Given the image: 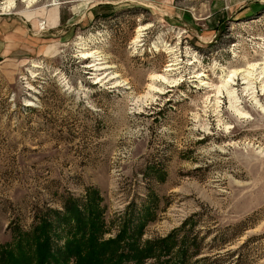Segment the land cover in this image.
<instances>
[{"label":"rangeland","instance_id":"rangeland-1","mask_svg":"<svg viewBox=\"0 0 264 264\" xmlns=\"http://www.w3.org/2000/svg\"><path fill=\"white\" fill-rule=\"evenodd\" d=\"M11 1L0 0V245L74 202L103 238L175 242L142 264H264V114L239 75L248 117L225 93L214 103L223 74L264 62V0ZM82 50L110 67L102 82ZM157 74L178 80L150 98ZM74 232L60 224L53 247Z\"/></svg>","mask_w":264,"mask_h":264},{"label":"trees","instance_id":"trees-1","mask_svg":"<svg viewBox=\"0 0 264 264\" xmlns=\"http://www.w3.org/2000/svg\"><path fill=\"white\" fill-rule=\"evenodd\" d=\"M62 206L61 213L46 210L47 216L29 231L16 230L10 242L0 245V264H142L144 258L158 257L176 246L175 242L165 244L169 237L139 243V233L125 231L103 238L97 214L84 218L74 202ZM51 213H55L54 219L48 217ZM70 221L75 232L61 247L54 248L52 233L60 224L68 226Z\"/></svg>","mask_w":264,"mask_h":264},{"label":"bare ground","instance_id":"bare-ground-1","mask_svg":"<svg viewBox=\"0 0 264 264\" xmlns=\"http://www.w3.org/2000/svg\"><path fill=\"white\" fill-rule=\"evenodd\" d=\"M34 0H25L24 2L27 4L26 9L30 8L32 6ZM8 4V8L11 7L13 5V2L11 0H6V3ZM25 4V5H26ZM7 8V7H4ZM3 8V9H4ZM51 17L54 18V12H52ZM142 30H145L144 28H140L136 31V36L134 37L132 43L134 44V46H136V44L140 41L139 38H141V34L140 32ZM155 49L156 46L154 45ZM170 48H165V51L171 52L172 50L169 51ZM99 56L97 55V52L93 51H80V58L82 59H90L93 58L91 64L89 67H92V71L95 72V83H100L103 81V79H106L107 76L102 77L99 76V74H96V72L98 71H102L105 69L110 68L109 66H106L105 63L102 61L101 58H98ZM176 64L175 60H172L169 62V64L166 65L164 72H171L176 70L177 68L175 67ZM239 75L241 77V80L243 81V83H241L244 87H243V95H245V97L249 98V100L255 105V107H259V109L263 112L264 114V104L263 101H261L260 97L264 96V62L262 63H252L249 64L248 67L246 69L243 70H233L230 71L228 73L223 74L220 77V82L218 85L215 86L214 90H215V106L218 107L219 104V100L218 98H220V94L225 93V96L228 98L229 100V107L230 109H232L236 115L237 118L239 119H243V118H247L248 114H246L245 111H243L241 108L238 107V101H239V97L235 94V90L232 88V83L234 81V76ZM204 75H197L195 78H197L199 80V85L203 88H211V85L208 84V82H205L202 77ZM113 78V77H112ZM111 78V79H112ZM110 79V80H111ZM113 80V79H112ZM178 79H174L173 81L169 82L170 84H176ZM150 84H148L147 88V96H149L150 98H153V94L154 93H160L163 91L162 85H166L165 82L167 83V79L165 76H163L162 74H157V75H152V77L150 78ZM121 82H114L115 85L120 86ZM167 83V84H168ZM157 84H160L159 86H157ZM170 87V86H169ZM148 97V98H149ZM225 128V127H224Z\"/></svg>","mask_w":264,"mask_h":264}]
</instances>
